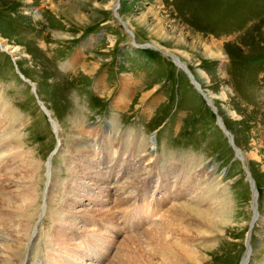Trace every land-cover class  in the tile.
<instances>
[{
	"label": "rangeland",
	"instance_id": "rangeland-1",
	"mask_svg": "<svg viewBox=\"0 0 264 264\" xmlns=\"http://www.w3.org/2000/svg\"><path fill=\"white\" fill-rule=\"evenodd\" d=\"M50 1L0 0V187L33 195L23 213L0 208V232L11 217L29 227L8 233L23 237L19 263L58 264L61 249L69 264H116L126 237L170 218L171 242L196 250L199 264H246L253 182L259 217L247 264H264V0ZM156 11L166 33L189 47L196 37L188 58L146 31ZM211 45L225 60L204 53ZM222 90L226 103L210 95ZM140 202L148 211L131 210ZM183 205L225 217V230L176 217ZM135 213L146 220L132 231L124 218Z\"/></svg>",
	"mask_w": 264,
	"mask_h": 264
},
{
	"label": "bare ground",
	"instance_id": "bare-ground-1",
	"mask_svg": "<svg viewBox=\"0 0 264 264\" xmlns=\"http://www.w3.org/2000/svg\"><path fill=\"white\" fill-rule=\"evenodd\" d=\"M47 1H48L49 4H51V6H54L51 3L52 1H50V0H47ZM154 14H156V16L158 15V17H157V25H156V27L154 29L146 30V31H148L150 33V36H151L152 39H156V40L162 41V42H174L175 43V47L174 48L177 49L175 54L177 56L182 57V58H188V53L189 52H195L198 49L199 45L197 46V44H199V43H198V40L196 39V37L194 38V40H193L192 44L190 45V47L187 46L185 44L186 43L185 39L182 38L181 36L180 37H176L174 35L175 33L174 34L166 33V31L164 30V27H163L165 19L163 17H160V15H162V14L159 11L154 12ZM138 23L140 24L139 25L140 28L145 30L146 26L140 21ZM173 27L177 28L174 25L172 26V28ZM55 37H60V36H55ZM60 38L65 39L66 37L61 36ZM92 39L93 38H90L89 40L92 41ZM158 41H154V42L157 44ZM137 47H138V45H137ZM156 47L157 48H161L159 46H156ZM6 48H8V47H6ZM161 49H163V48H161ZM203 49H204V53L206 55H208L209 58H216L217 60H219L221 62L223 60H225L224 56L221 53H219L218 49L214 50L212 45L211 46H205V48H203ZM15 50H16V48H15ZM163 50H165V49H163ZM11 51H13V50H11ZM166 52L169 53L168 50ZM171 54H174V53H171ZM12 55H13V53H12ZM85 69L86 68H84L83 71ZM184 70L183 71H184L185 74L189 73L187 68L184 67ZM190 79H191V82L200 89L199 91H203V90H201L200 85L197 82L193 81L192 77H190ZM30 84H32V83L30 82ZM32 86L34 88L33 84H32ZM201 94L205 97V93L204 92H201ZM210 95L214 99H217V100L221 101L222 103H226L228 101V95H227L226 91H224V90H222L220 93H215L214 95L212 93H210ZM210 95L206 94V96L209 97L211 99V101H212V97H210ZM204 100L209 102V104H210L209 107L213 106L212 103L209 100H207L206 98ZM46 112L48 113V115H50V113L47 110H46ZM230 115L232 117H234V116H236V113L235 112H230ZM0 124H1V122H0ZM52 125H54V128H56L55 124H52ZM225 133H226V131H225ZM226 135H227V133H226ZM152 142L154 144L155 143V139H152ZM58 148H59V143L55 146L53 151L56 150L55 153H57ZM53 151H52V154H51L52 156L55 155V153H53ZM239 157H241V156L239 155ZM22 162L24 163L25 161H22ZM50 162H51V157H49V159H48V161L46 163L47 171L50 169V166H51ZM20 164L21 163H19L18 166ZM29 171L27 170V173ZM3 179H5V178H3ZM29 179H30V177H29ZM49 179H50V173L47 172L46 184H47V181ZM248 179L250 180V175L249 174H248ZM6 181H9V180L7 179ZM10 184H11V182H10ZM251 187H252V192H253L252 199H255L257 195H256V190H255V187L253 185V182L251 183ZM31 190L30 189L27 190L25 188H21L19 191H15V192L13 191L12 192V191H8L7 188L0 187V208L14 210V212H19L20 211V212L23 213V211H25L27 208H30V206H31V200L33 199V195H32ZM33 193H34V191H33ZM47 194H46V191L43 190V197L45 195H47ZM144 196H145V194H142L141 197H140V200ZM25 206H26V208H25ZM131 207H133V206H131ZM144 207H145V205L140 202V204H138V206L133 207V209H131V210L132 211H136V209L142 210V209L146 208V207L145 208ZM146 210L148 211L147 208H146ZM172 211L174 212L176 217L177 216H191V215H193L195 218L199 219L198 222L203 224V226H206L207 228H210V229L215 230L217 232H223V230H225V225L227 224V219H224L225 217L224 218L223 217H219L216 213H215L216 215L215 214H211V216H209V214H207V212L197 211V210H195L193 208H190L189 206H185V205L176 206L175 208L172 209ZM127 212H128V210H127ZM126 214L129 215V212L125 213V215ZM146 214H147V212H146ZM255 215H256V213L253 214L254 218L258 219V216L257 215L255 216ZM7 216H9V214ZM134 216H135V218L132 219V220H126L123 216H121L122 218H124V221L126 222L125 225L128 228L130 227V229H132V231H135V227L134 226H136L138 224V222H143V220H146L145 217H143V220H142V217L140 215L136 214V213L134 214ZM131 217L133 218V214H132ZM11 218L8 219V222H7L8 225H6V228H5L6 232H3V233L0 232V251H5L6 254H7V256L6 255L5 256L0 255V264H8V263L11 264V262H13L14 260H16L15 262H16V264H18L19 262L21 263V261L23 259L22 258L23 257V253L20 254L21 248L22 247L24 248L23 237H16V236L13 237V236H11V234H8V233L9 232L12 233V231L16 230V227H18V230L15 231V232H17V234L19 232L23 233V236H24L25 234L28 233L27 229L29 227L27 228V226L25 224H23L24 222L22 223L19 220H17V222L15 223L13 220H11ZM113 219H114V217H113L112 213H109V214H107L105 222H103V223L105 224L107 222H109V223L113 222ZM173 220L175 222L177 221L176 219H173ZM153 222L151 221V223H149V224H152ZM99 223H101V222H99ZM173 223L174 222H172L170 220V218H169V220L167 222H165V223H163V224H161L159 226L157 224H154L153 225L154 226L153 229H150L149 231H146L145 233H143V234L141 233L140 234V235H143V236L139 235L140 236L139 237L137 235V236H128V237H126V240H128V243L124 246L123 251L121 253H117V254H119L118 255L119 258H118V261L116 262V264H187L186 263L187 261H189L190 263H193V264H199V262L201 261L202 258L200 259V256L197 254L196 250H190V249L182 247L180 244L178 245V244H174V243L171 242L170 238L172 236H174L173 232L176 233L178 231L176 228L173 227ZM94 224H96V221H95ZM104 224H103V226H104ZM201 224L198 225V227L202 226ZM61 225H62V223L58 227H61ZM103 226H100V227H102L101 229H103ZM113 233H115V232H113ZM133 235H135V234H133ZM97 237H101V236H97ZM60 238H63V237L60 236ZM142 238H144V239L140 240ZM62 240H58L59 242H57V245H55V246L58 247V245H59L62 248V250L64 251V253H66L67 257H71L74 253L76 254V252L73 253L72 251H69L68 249H66L65 243L64 244H60V241L62 242ZM77 240H78V238H77ZM102 240H103V238L102 239H97L96 241H102ZM96 241H88V243L90 244V248L88 250H93V249H97L98 248L97 247L98 246V242L96 243ZM79 244H80V246H83L84 248H87V242L84 239L83 235H81V237H79ZM53 245H54V243H53ZM144 246H149L148 250H146V248H144ZM53 251H56V252L59 251L56 257L52 255V259L54 261L58 262V264H62V263L63 264H69L68 263L69 260L68 261L65 260L64 259L65 256H62L61 254H59L61 252V249L53 250ZM164 252H166L165 255L163 256L164 258L159 260V258H158L159 257V253L161 254V253H164ZM246 253H249V250ZM99 255L102 256V253L99 254V252L95 251V256L98 257ZM249 255H250V253L247 256L246 264L248 263ZM114 258H115V256H114ZM99 260H101V259H99ZM112 261H114V260H112ZM112 264H113V262H112ZM240 264H241V262H240Z\"/></svg>",
	"mask_w": 264,
	"mask_h": 264
},
{
	"label": "water",
	"instance_id": "water-1",
	"mask_svg": "<svg viewBox=\"0 0 264 264\" xmlns=\"http://www.w3.org/2000/svg\"><path fill=\"white\" fill-rule=\"evenodd\" d=\"M189 74V73H188ZM208 103V105H210L209 104V102H207ZM212 107V106H211ZM217 123L222 127V125L219 123V121L217 120ZM256 199H253V206H252V210H253V214H255L256 213V215H257V207H256ZM255 215V216H256ZM257 218H254V216L252 217V220H251V223H250V228H249V231H248V238H249V235H250V231H251V229H252V227H253V224H254V222H255V220H256ZM248 238H247V242H248Z\"/></svg>",
	"mask_w": 264,
	"mask_h": 264
},
{
	"label": "crops",
	"instance_id": "crops-1",
	"mask_svg": "<svg viewBox=\"0 0 264 264\" xmlns=\"http://www.w3.org/2000/svg\"><path fill=\"white\" fill-rule=\"evenodd\" d=\"M126 98V97H125Z\"/></svg>",
	"mask_w": 264,
	"mask_h": 264
}]
</instances>
